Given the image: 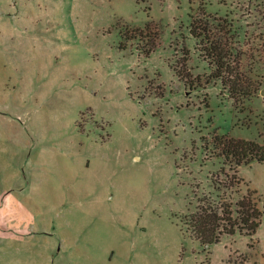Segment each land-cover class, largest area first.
<instances>
[{
	"label": "rangeland",
	"instance_id": "obj_1",
	"mask_svg": "<svg viewBox=\"0 0 264 264\" xmlns=\"http://www.w3.org/2000/svg\"><path fill=\"white\" fill-rule=\"evenodd\" d=\"M199 6L264 48V0H0V264H264V216L253 237L206 248L183 224L211 174H231L213 131L264 142V56L259 91L234 107L205 83L187 29ZM151 20L160 48L121 49L125 27ZM183 44L188 85L172 69ZM237 175L224 192L255 190L261 208L264 163Z\"/></svg>",
	"mask_w": 264,
	"mask_h": 264
},
{
	"label": "trees",
	"instance_id": "obj_2",
	"mask_svg": "<svg viewBox=\"0 0 264 264\" xmlns=\"http://www.w3.org/2000/svg\"><path fill=\"white\" fill-rule=\"evenodd\" d=\"M189 18L188 33L195 40L199 57L210 70L205 83H219L234 107L244 105L261 87L262 81L252 73L254 66L263 61L264 48L261 49V45L256 47L254 43H241L228 17L208 14L204 6H199ZM161 34L160 25L153 20L142 28L125 27L119 34L120 47L125 49L128 42L137 40L142 45L139 51L143 57H148L162 46ZM181 53L183 57L178 65L172 67L175 75L187 85L197 82L198 78H193L188 69L190 51L184 44ZM209 145L217 157L223 158L231 174L225 173L223 167L219 173L211 174L214 193H195L196 206L183 217V224L192 238L205 248L218 243L222 236L231 237L238 233L253 237L264 216V202L260 208L261 200L256 198L255 190H248L236 202L224 192L239 186L242 180L237 174L241 165L264 163V142L233 138L213 131ZM219 174L225 177L224 181L219 179ZM239 264L249 263L242 257Z\"/></svg>",
	"mask_w": 264,
	"mask_h": 264
},
{
	"label": "crops",
	"instance_id": "obj_3",
	"mask_svg": "<svg viewBox=\"0 0 264 264\" xmlns=\"http://www.w3.org/2000/svg\"><path fill=\"white\" fill-rule=\"evenodd\" d=\"M40 233H48V232H43V231H40ZM50 234V233H49ZM60 249V246L57 248V250H55V251H53L52 252V255L54 254L55 255V257H58V255H59V252H58V250Z\"/></svg>",
	"mask_w": 264,
	"mask_h": 264
}]
</instances>
